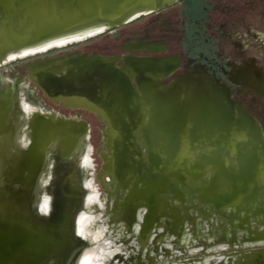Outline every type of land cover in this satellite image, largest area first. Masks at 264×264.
I'll return each instance as SVG.
<instances>
[{
	"label": "water",
	"instance_id": "water-1",
	"mask_svg": "<svg viewBox=\"0 0 264 264\" xmlns=\"http://www.w3.org/2000/svg\"><path fill=\"white\" fill-rule=\"evenodd\" d=\"M170 1L0 0V68L12 61L65 48L112 31ZM68 68L59 81L65 80L68 70L71 72ZM82 71L85 73L82 80L87 82L88 76L85 70ZM36 83L51 98L56 91L62 92L65 102L72 94L77 95L75 89L68 90L64 83H55L48 88L41 82ZM103 83L106 91L99 100L103 106L93 111L106 121L107 141L114 116L125 121V117L133 112L123 106L120 115L122 86L111 77ZM194 88L187 93L169 94L142 90L147 105L138 110L141 119L133 132L140 137L141 146H146L148 157L154 162L156 140L165 132L172 140L171 143L167 138L163 141L166 149L184 148L182 161L186 169L179 175L166 177L165 187L153 195L157 206L153 204L149 210L145 199L128 209L123 206L121 214L129 212L125 220L140 224L141 235L148 230L159 231L161 220L170 209L166 198L177 201L187 196L203 215L230 221L239 216L241 210L251 208L264 197V133L261 126L254 117L231 102L225 89L216 86L210 90L200 85ZM92 91L95 90H87ZM32 95L29 93L35 101L32 99L31 103L39 110L28 117L21 102L13 103L10 93L0 92V126L8 124L16 107L21 113V131L17 136L0 131V264H78L88 250L84 248L86 241L77 227L85 191L79 167H86L82 158L90 144V126L79 117L65 118L44 109ZM127 129L130 135L129 126ZM128 146L132 147V144ZM141 146H137L138 150L132 156L135 163L146 159ZM13 154L15 159H11ZM165 156L166 153L161 152L158 161H166ZM103 158L104 172L100 177L103 187L122 186L126 197L133 188L145 191L138 173L117 180L112 166ZM66 164L72 179L78 183L77 191L69 198V204L58 203L54 207L53 189L45 184L53 165L59 174ZM107 177L111 181L105 182ZM251 182L252 194L240 204L236 200V189L250 187ZM188 187L192 189L190 192ZM212 196L216 198L215 202L211 200ZM47 208L48 213L42 214ZM140 214H146L144 221L139 218ZM81 244L84 246L76 248ZM263 253L262 249L253 250L234 264H250L262 259L259 256Z\"/></svg>",
	"mask_w": 264,
	"mask_h": 264
},
{
	"label": "flooded vegetation",
	"instance_id": "flooded-vegetation-1",
	"mask_svg": "<svg viewBox=\"0 0 264 264\" xmlns=\"http://www.w3.org/2000/svg\"><path fill=\"white\" fill-rule=\"evenodd\" d=\"M19 61L43 95L40 105L44 109L56 113L52 107H61L89 113L91 123L105 127V132V119L93 111L103 106L99 91L80 97L72 94L65 102L62 92H54L51 98L36 82L48 88L54 82L47 76L58 81L66 74L67 65L73 71L82 63L88 80L96 76L108 81L111 77L122 86L121 107L133 112L124 123L131 130L128 144L136 150L142 140L133 129L141 119L138 110L147 105L142 96L146 89L169 94L187 93L199 85L210 90L221 87L236 107L254 117L264 133V0H171L112 31ZM15 62L0 72L16 67ZM105 132L103 161L111 154ZM141 147L147 158L146 146ZM165 201L167 208H176L174 201Z\"/></svg>",
	"mask_w": 264,
	"mask_h": 264
},
{
	"label": "rangeland",
	"instance_id": "rangeland-1",
	"mask_svg": "<svg viewBox=\"0 0 264 264\" xmlns=\"http://www.w3.org/2000/svg\"><path fill=\"white\" fill-rule=\"evenodd\" d=\"M14 64L16 67L0 72V92L10 93L13 103L21 102L23 93H28V102L33 99L29 96L31 93L37 101L43 103V95L29 81L23 64L20 61H16ZM84 65V63L77 65L71 72L68 70L63 81L52 80L50 78L52 76H47V78L54 82V85L55 83H64V87L68 90L75 89L77 97L86 93L90 88L103 94L106 91L103 88L106 87V84L102 82L105 80L98 79L96 76L87 82L82 80V76L85 74L82 71ZM116 103L117 100H115L114 106L118 105ZM52 109L56 111V114L65 118L79 117L90 126L89 143L93 148L91 157L93 167L91 170L87 165L85 168L81 165L79 175L81 183L85 186L81 215L87 219H93L86 226V234L83 237L86 245H77L76 248L84 246L88 250L96 249L103 255L100 264H234L253 250H264V197H260L259 201L257 200L251 208L241 210V214L230 221L220 218L215 220L211 219L209 215H203L187 196H184L183 200L179 198L177 201L168 198L170 201L172 200L171 203L174 201L173 204L176 208L167 211V215H164L161 220L162 224H160L158 232L141 235L140 228L135 229L137 225L135 222L130 223L125 220L129 212H126V215L121 214L124 210L123 206L125 209L131 208L143 199L149 204V210L153 204L157 206L153 195L165 187L166 177L179 175L186 169L182 161L185 157L184 148L166 149L163 141H166L167 138L171 143L172 140L163 132L161 135L159 134L153 151L156 161L147 157L145 160L135 163L132 156L136 152V148L128 146L127 126L122 119L114 116L115 120L112 126L110 124V133L106 141L111 153L107 162L112 166V173L117 180L127 174L138 173V178L145 185V191L133 188L129 196L126 197L124 187L106 190L100 181L104 172V161L101 154L105 151L102 141L105 127L94 126L91 123L92 115L89 113L67 111L61 107H52ZM123 110L120 108V115ZM19 118H21V113L17 108L13 109L8 124L3 123L0 126V131L2 130L12 137L17 136L21 131ZM3 125L6 126L5 129H3ZM161 152L166 153V161L163 163L157 159ZM14 157L15 154L11 159H15ZM104 157L107 159L106 155ZM63 168L59 170L52 187L54 207L58 203L69 204L71 195L77 191L78 187L77 181L73 180L69 173V165L66 164ZM105 186L109 187L107 184ZM252 186L253 182L250 187H237L236 200L240 204L252 194L254 189ZM191 190L188 187L187 191ZM96 193L98 194L97 199L94 200ZM91 194L92 200L87 201ZM210 198L213 201L216 199L213 196ZM146 214L143 215V221ZM263 255L264 253L259 256L262 259L252 261L250 264H264Z\"/></svg>",
	"mask_w": 264,
	"mask_h": 264
},
{
	"label": "bare ground",
	"instance_id": "bare-ground-1",
	"mask_svg": "<svg viewBox=\"0 0 264 264\" xmlns=\"http://www.w3.org/2000/svg\"><path fill=\"white\" fill-rule=\"evenodd\" d=\"M65 44H67V42H65ZM15 87V86H14ZM19 88V87H18ZM25 92V91H24ZM28 94V93H27ZM26 93L22 94V100H21V103L23 105V109H25L28 117H30L34 111H37L39 110L38 107L34 106L32 103L28 102V95ZM17 108V107H16ZM134 122V121H133ZM29 142V141H28ZM92 152H93V148L92 146L89 144V147L87 148V152L85 154V156L82 158V161H84V165H87L88 169L92 168L93 167V164H92V160H91V157H92ZM108 160V158H107ZM64 169V168H63ZM52 174L51 176L49 177V180L47 181V184H45L46 187H53L54 186V182L58 176V172H57V169H55L54 165L52 166ZM66 170V169H65ZM92 170V169H91ZM113 170V169H112ZM64 171V170H63ZM69 171V170H68ZM70 173V172H69ZM69 179V178H68ZM111 181L110 178L108 177V179L105 180V182H109ZM64 183V182H63ZM67 183V182H66ZM85 183V182H84ZM83 184V183H82ZM64 185V184H63ZM62 185V186H63ZM57 186V185H56ZM75 188V187H74ZM73 188V189H74ZM72 189V191H73ZM56 190V189H55ZM107 190V189H106ZM55 195V194H54ZM69 195V194H68ZM86 195V194H85ZM89 195V194H88ZM97 193L94 195V200L97 199ZM70 196V195H69ZM66 197V196H65ZM93 196L92 194L89 196L88 200L87 201H90L92 200ZM67 200V199H66ZM48 201H46L47 203ZM60 202V201H59ZM112 202V201H111ZM48 208L45 209L44 211H42L41 213L42 214H45L46 212L48 213ZM98 216V215H97ZM139 218L142 219L143 216L142 214L139 215ZM92 219L93 218H86L84 216H80L79 219H78V227H77V231L80 235H82V237H85V230H86V226L89 225L91 222H92ZM140 225V224H139ZM139 225H136L135 226V229H139ZM134 231V230H133ZM150 232V230H148L147 232H144V235L148 234ZM133 237V236H132ZM92 243V242H91ZM102 257L103 255L101 253H98V251L94 248L92 249H89L87 250L83 256L80 258V260L78 261V264H100L101 263V260H102Z\"/></svg>",
	"mask_w": 264,
	"mask_h": 264
}]
</instances>
